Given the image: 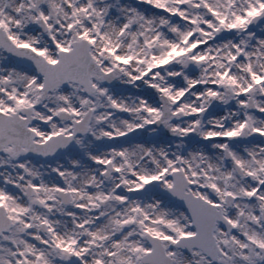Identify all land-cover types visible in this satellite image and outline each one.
I'll return each instance as SVG.
<instances>
[{"label": "snow or ice", "instance_id": "6c2138e0", "mask_svg": "<svg viewBox=\"0 0 264 264\" xmlns=\"http://www.w3.org/2000/svg\"><path fill=\"white\" fill-rule=\"evenodd\" d=\"M0 264H264V0H0Z\"/></svg>", "mask_w": 264, "mask_h": 264}]
</instances>
